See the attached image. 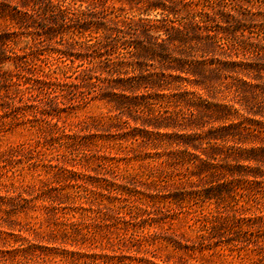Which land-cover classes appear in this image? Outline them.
<instances>
[{"label": "rangeland", "instance_id": "374dc122", "mask_svg": "<svg viewBox=\"0 0 264 264\" xmlns=\"http://www.w3.org/2000/svg\"><path fill=\"white\" fill-rule=\"evenodd\" d=\"M0 264H264V0H0Z\"/></svg>", "mask_w": 264, "mask_h": 264}, {"label": "trees", "instance_id": "16d2710c", "mask_svg": "<svg viewBox=\"0 0 264 264\" xmlns=\"http://www.w3.org/2000/svg\"><path fill=\"white\" fill-rule=\"evenodd\" d=\"M54 205L55 204V206L58 204V202H56L55 200H53V199H51V203H50V205ZM2 206V205H1ZM12 253H15V254H18V253H22L23 252V250H21V249H19V248H13L12 249V251H11ZM106 256V255H105ZM108 257H106V259H107Z\"/></svg>", "mask_w": 264, "mask_h": 264}]
</instances>
